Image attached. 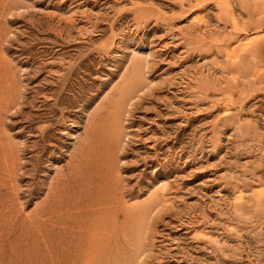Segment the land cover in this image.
<instances>
[{"label": "rangeland", "instance_id": "obj_1", "mask_svg": "<svg viewBox=\"0 0 264 264\" xmlns=\"http://www.w3.org/2000/svg\"><path fill=\"white\" fill-rule=\"evenodd\" d=\"M87 259L264 264V0H0V264Z\"/></svg>", "mask_w": 264, "mask_h": 264}, {"label": "bare ground", "instance_id": "obj_2", "mask_svg": "<svg viewBox=\"0 0 264 264\" xmlns=\"http://www.w3.org/2000/svg\"><path fill=\"white\" fill-rule=\"evenodd\" d=\"M133 95V94H132ZM130 97H132V96H130ZM133 98V97H132ZM129 101H131V100H129ZM130 104V103H129ZM119 108V107H118ZM113 109V108H112ZM115 115V114H114ZM116 116V115H115ZM113 119V118H112ZM114 123L117 121V120H115V118H114ZM122 124V123H121ZM100 128V127H99ZM103 130V129H102ZM107 130V129H106ZM116 131V130H115ZM120 139V138H119ZM118 145V144H117ZM121 148V147H120ZM123 151V150H122ZM118 152V151H117ZM120 153V152H119ZM156 204V203H155ZM155 204H153V205H155ZM156 207V206H155ZM153 211V210H152ZM150 213H151V211H150ZM116 224V223H115ZM71 234V233H70ZM97 236H98V234H97ZM116 236V235H115ZM93 237V236H92ZM96 237V236H95ZM101 238V237H100ZM94 239V238H93ZM101 239H103V238H101ZM95 240L97 241V239L95 238ZM117 240V239H116ZM95 241V242H96ZM100 242V241H99ZM103 243H104V240H103ZM95 244V243H94ZM98 246H100V245H98ZM103 246V245H102ZM94 247V246H93ZM107 248V247H106ZM94 251H95V249H94ZM99 251V250H98ZM111 251V250H110ZM139 251V250H138ZM99 253V252H98ZM85 254V253H84ZM93 255V254H92ZM107 256H108V254H107ZM93 257L95 258V257H97V256H95V255H93ZM93 257H92V259H90V260H93ZM110 259V258H109ZM53 260V259H52ZM88 260V259H87ZM90 260H88L89 262H90ZM94 261H95V259H94ZM99 261V260H98ZM113 261V260H112ZM147 262V261H146ZM91 264H93V262H90ZM84 264H86V262L84 263ZM88 264V263H87Z\"/></svg>", "mask_w": 264, "mask_h": 264}]
</instances>
